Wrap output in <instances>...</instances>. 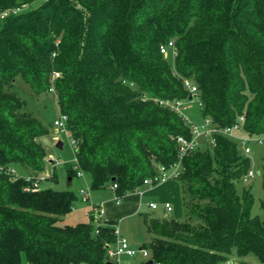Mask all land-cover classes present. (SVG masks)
Listing matches in <instances>:
<instances>
[{
    "label": "trees",
    "instance_id": "16d2710c",
    "mask_svg": "<svg viewBox=\"0 0 264 264\" xmlns=\"http://www.w3.org/2000/svg\"><path fill=\"white\" fill-rule=\"evenodd\" d=\"M36 1L0 0V264H107L115 222L89 214L61 225L78 196L24 190L43 180L38 139L48 130L25 110L16 81L36 95L53 89L91 189L115 184L124 196L146 179L155 185L158 168L178 160L177 138L191 137L182 117L151 100H188L184 79L197 87L202 121L227 128L243 116L247 136L264 135V0H41L24 9ZM168 41L174 57L159 52ZM203 148L182 158L175 179L184 220L143 216L142 248L153 264L234 255L264 264V199L253 217L250 191L238 189L249 161L223 135Z\"/></svg>",
    "mask_w": 264,
    "mask_h": 264
},
{
    "label": "rangeland",
    "instance_id": "374dc122",
    "mask_svg": "<svg viewBox=\"0 0 264 264\" xmlns=\"http://www.w3.org/2000/svg\"><path fill=\"white\" fill-rule=\"evenodd\" d=\"M41 0L32 3L31 5L25 6L24 9H29L37 6ZM14 92L24 102L25 110L31 115L38 118L44 127L48 130V134L41 136L38 141L44 147L47 152L48 158L44 165L43 180L39 185L40 188H49L55 191H71L78 196L79 189L85 188L89 193V200L82 201L78 196V200L75 203L73 209L64 217H62L61 225H75L77 223L89 222V214H93L94 217L103 222V217H98L95 214V209L99 205L100 200H108L113 197L109 187L100 190H92L90 183L88 182V174H84L79 179L72 177V181L68 183L67 170L64 165L66 163H73L74 152L73 147L70 143V138L67 134L56 133L52 127L53 121L58 117L59 111L55 102V98L52 92H45L41 94H34L32 90L24 84L22 81L17 80L14 85ZM185 117H187L192 123L197 125L201 124L202 118L199 113L197 103L193 101L188 109L185 110ZM235 136L240 139L247 138L246 133L242 130L234 132ZM262 140L260 143L251 140L247 144L250 148V153L245 155L249 161V169L252 170L254 176L245 181L241 182L238 189L244 188L249 190L253 197V205L251 208V215L253 217L262 218V210L260 202L264 199V191L262 190V171L264 164V135L259 136ZM60 141L62 148L57 149L56 143ZM205 141L199 140V147L204 149ZM239 148L242 149V144L239 143ZM54 176V180L50 177ZM174 180V179H172ZM176 181V180H174ZM178 183V181H176ZM179 184V183H178ZM180 185V184H179ZM182 205V198H181ZM146 211V212H145ZM140 214L133 217H126L118 221L117 232L120 237H123L128 243H132L135 248H141L146 246L149 242V235L146 232L145 225L143 223V216H149L152 210H145ZM183 211V206H182ZM167 218H172V214L166 212ZM159 211L154 212L155 218H160ZM180 221L184 220L182 216ZM119 230V231H118ZM130 261V260H129ZM232 264H242V262H250L257 264V260L253 256L248 257H237L232 256L229 260Z\"/></svg>",
    "mask_w": 264,
    "mask_h": 264
},
{
    "label": "built area",
    "instance_id": "2783aa9c",
    "mask_svg": "<svg viewBox=\"0 0 264 264\" xmlns=\"http://www.w3.org/2000/svg\"><path fill=\"white\" fill-rule=\"evenodd\" d=\"M17 11V10H16ZM6 15L5 13H2L0 15V19H3ZM160 54H162L164 57L168 56L169 54L174 57L176 55L175 52V46L173 41H168L167 44L160 46L159 48ZM59 75L57 73H54L53 78L58 77ZM184 88L189 93V99L188 100H159L152 98L153 102L157 103L160 107L166 108L168 110H171L175 113H177L182 119L185 121L186 125L190 129L191 137L189 139H185L183 137L177 138L178 143V160L176 163H174L172 166L166 168V167H159L158 168V175L154 179L156 184L164 183L171 179H176L179 171H180V162L182 158L190 153L191 151L195 150L199 147V140L203 139L205 140L206 145L209 147L215 146V135H223L229 138H232L233 140L237 141V143L242 144V151L244 155H247L250 153V148L247 144L251 140L256 141L260 143L262 140L258 136H247V138L240 139L239 137L235 136L234 132L238 130H242V123L244 121L243 116H240L238 118V121L236 124H234L231 127L227 128H221L218 127L216 124H214L209 118L203 119L201 124L197 125L195 123H192L187 117H185V110L188 109V106L195 101L200 107L199 99H198V91L196 85L188 79L183 80ZM50 92L53 93V89L50 88ZM151 97H145V99H150ZM66 122L67 117L59 112L58 117L53 121L52 127L54 129V132L56 133H63L67 134L69 136L68 131L66 130ZM70 143L73 147V152L76 148V141L72 139L70 136ZM247 143V144H246ZM72 171L74 172V177L80 178L83 176V172L80 170L77 164H75V157L73 161ZM7 172L14 175V178H17V174L14 169H7ZM254 176V173L252 170H248L246 174L243 175L242 181L245 182L249 179H251ZM144 185H154L153 181L151 179H146L143 181ZM39 189V183L37 180L33 181L31 184L27 185L24 190L29 191H35ZM110 189L113 191V201L115 203H119L123 196H118L115 194L116 185L113 184L110 186ZM78 196L81 198L82 201H88L89 193L85 188L79 189ZM149 207L151 209H155L157 207L156 204H149ZM163 208L166 212H170L172 210L169 203H164ZM103 209L99 205L95 209V214L98 217H101L103 215ZM116 239L115 242L107 248L106 257L108 261L111 264H130L129 260H136L132 264H146V262L149 259V252L145 248H134L131 247L128 242L123 238L120 237L117 229L115 230ZM223 264H232L229 260L225 261Z\"/></svg>",
    "mask_w": 264,
    "mask_h": 264
},
{
    "label": "crops",
    "instance_id": "0c3cea01",
    "mask_svg": "<svg viewBox=\"0 0 264 264\" xmlns=\"http://www.w3.org/2000/svg\"><path fill=\"white\" fill-rule=\"evenodd\" d=\"M71 181L72 178L68 179V183ZM88 182L90 183V178ZM109 190L111 191V194H114L110 187ZM180 201V185L171 179L164 183L155 185L142 184L136 191L124 195L119 203H115L113 201V197L106 201L100 200L98 203L104 212L101 218L103 217L104 220L115 222L116 229H118L117 224L119 220L125 219L126 217H133L145 210H152L154 212L159 211L161 215L158 219L167 218V213L163 208L164 203L170 204L172 210L169 213L172 214V218L179 220L183 216ZM149 204H156L157 207L155 209H151ZM154 212H151L149 216L154 217ZM128 244L131 247H134L132 243ZM135 261L136 260H130L129 263L132 264ZM23 264L27 263L24 262Z\"/></svg>",
    "mask_w": 264,
    "mask_h": 264
},
{
    "label": "water",
    "instance_id": "95a60500",
    "mask_svg": "<svg viewBox=\"0 0 264 264\" xmlns=\"http://www.w3.org/2000/svg\"><path fill=\"white\" fill-rule=\"evenodd\" d=\"M56 148H57V149H61V148H62V143H61L60 141H58V142L56 143ZM107 264H111V263H107ZM146 264H153V262H152L151 260H148V261L146 262Z\"/></svg>",
    "mask_w": 264,
    "mask_h": 264
}]
</instances>
